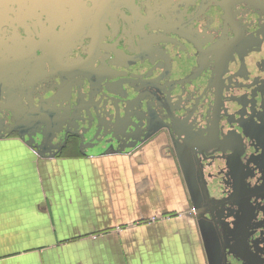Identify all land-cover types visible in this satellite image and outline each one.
Masks as SVG:
<instances>
[{"label": "flooded vegetation", "instance_id": "1", "mask_svg": "<svg viewBox=\"0 0 264 264\" xmlns=\"http://www.w3.org/2000/svg\"><path fill=\"white\" fill-rule=\"evenodd\" d=\"M262 44L264 0H0V136L34 133L24 121L40 119L37 115L46 103L65 117L53 132L54 150L64 152L78 141L77 150L87 152L97 140L85 141L86 129L72 119L82 125L89 116L91 124L96 119L88 115L91 101L99 105L98 96L106 95L108 104L99 107L110 108L112 85L126 80L152 97L159 115H166L165 126L142 144L163 137L186 187L195 193L204 189L202 173L211 178L215 165L223 189L212 196L230 198L238 173L228 167L222 152L208 156L213 148L207 144L204 149L186 134L210 127L211 138L217 136L221 145L217 149L226 146V138L236 137L224 135L237 129L234 104L244 101L234 89L240 87L237 80L256 76L236 64L247 59L242 53ZM101 79L104 84L98 85ZM144 134L142 130L138 136ZM245 147L243 163L247 158L251 169H263L262 176L253 179L260 185L264 152L259 154L251 143L245 142ZM251 169L246 170L250 175ZM197 201L201 207H193L190 215L212 236L214 249L217 241L222 264H242L229 254L239 237L241 208L230 200L199 196ZM251 206L256 216L250 222L258 224L264 202L253 199ZM251 231L257 234V229Z\"/></svg>", "mask_w": 264, "mask_h": 264}, {"label": "crops", "instance_id": "2", "mask_svg": "<svg viewBox=\"0 0 264 264\" xmlns=\"http://www.w3.org/2000/svg\"><path fill=\"white\" fill-rule=\"evenodd\" d=\"M53 141L54 133L51 137L48 134L47 140H36V144L27 134L0 136V264H192L193 254L198 264H215L212 236L197 227L195 216L198 245L195 243L193 254V242L191 245L186 240L185 229L176 231V235L173 230L146 233L128 226L121 228L131 219L145 216L147 205L156 206L147 203V199L155 197L169 211H193L191 206L199 195L186 187L182 171L169 154L182 198L177 189L160 191L163 182L157 176L159 170H152L157 187L161 185L153 190L159 194L146 197L144 190L131 183L136 176L142 178V169L131 170L134 157L162 141L151 140L125 151L77 150L73 155L50 151L55 146ZM251 173L245 181L246 188L263 187L264 182L253 183L255 175L262 176V167L251 169ZM184 176L186 179L185 172ZM204 177L210 195H216L211 190L210 177L205 173ZM211 179L221 181L213 174ZM133 206L136 210L131 209ZM259 212L264 217V209ZM241 219L237 227L239 240L243 214ZM260 221L258 218V224L249 228V245L254 254L264 259L257 238L258 232L264 230ZM251 229H257L255 236Z\"/></svg>", "mask_w": 264, "mask_h": 264}, {"label": "rangeland", "instance_id": "3", "mask_svg": "<svg viewBox=\"0 0 264 264\" xmlns=\"http://www.w3.org/2000/svg\"><path fill=\"white\" fill-rule=\"evenodd\" d=\"M242 54L246 55L247 59H239L236 66L245 65L247 69L255 71L256 76L252 79L241 78L237 80L240 82V84H238L240 87H236L234 89V93L239 94L240 98L243 97L244 101H241L240 99L239 101L237 100V104H234L236 111L233 118L235 119L234 123L237 127L236 130H233L235 134L231 132L232 130H230L224 135L229 136V134H233L240 139L243 144H245V142L248 144L251 143V146H255L258 153L262 154L264 152V44L258 48L254 47L253 49H248L246 54ZM239 56L240 53L238 57ZM166 79L167 77L165 76L161 77L162 86H164ZM101 82L102 79L97 82V84L100 85ZM150 83L153 85V81ZM102 84H104V82H102ZM113 86L115 89L114 93L111 95V98L113 99L110 104L111 109L107 106L99 107L100 104L105 105L108 104L107 102L109 101V98L107 99L106 95H99L97 98V100L100 98L99 105L96 104L94 100H92L90 104V99H86V101L90 104V108H92L88 115L96 118L91 124L87 123V120H90L89 116L86 117V122L82 124L84 126H82L79 122H76L74 120L75 118H71L73 123L75 122L77 125L82 127L83 130L86 129V131L84 130L85 132H83V139L85 141L90 139L97 140V143L89 146V150H93L94 152H101L107 148L119 151L132 150L138 145L144 143L147 138L151 136V132L156 133L160 127L162 128L165 126V124H163V118H166V115L164 113H162V115L158 114V109L154 107L151 96L147 93H139L138 88L131 85L126 80L121 83H116L112 85V87ZM127 87L132 89L128 88L129 90H127ZM136 95L138 97L134 98ZM139 101L141 104L137 105ZM37 116L40 119L31 116L24 121L27 128L29 127L33 129L32 131L34 133H31L33 136H30L29 134H27V136L29 139H34L35 144L39 143L36 142V140H40V138H45V140H47L48 134L51 137L53 132L58 130L61 122L65 119L59 109L52 108L51 106L49 107L46 103H43L40 108V113ZM109 117H113V122L109 119ZM139 118L144 120L141 121ZM154 119L157 120L155 121ZM158 119H160L161 122H159ZM107 121L112 124L107 123ZM42 124H44V127H42ZM142 130L145 134L143 136H138V133H141ZM206 130H204L205 132L199 131L197 135L187 133L186 136H188V140H195L194 143L196 144H208L212 139L210 135V127ZM247 130L249 132L252 130L254 134L248 133ZM35 131L38 134L35 133ZM216 138L218 140L217 136ZM184 140H186V138H184ZM160 141H162L161 145H152L151 148L134 157L135 160L132 161L131 170L139 168L142 169V174H140L142 178L134 176L136 180H131V183L137 184L139 189L144 190L146 197L159 194L162 190H166L167 193L168 190L174 192L177 189V195L182 198L178 175L175 173V166L173 165V162L171 163L172 160L169 159L170 157L168 156L167 150L164 149L165 140L162 137V140ZM77 142L69 143L67 149L64 151V155H73L78 153ZM53 149L54 148L51 146L50 151H53ZM217 165L220 166L221 164L217 163ZM210 169L211 172H215L213 175L218 180L219 177L216 176H218L219 173L217 172L215 165ZM152 170H159V174H157V176L162 179V188L161 185L157 187V183L153 180L154 175L152 174ZM191 173L193 172L191 171ZM209 180L212 184L211 190L214 193H220V189H222L221 181L218 183L215 179L210 178ZM170 186H172V188ZM154 187L159 189L161 188V190L158 193H155L153 190ZM167 199L170 200L168 194ZM173 199L174 198L171 200ZM147 203H155L156 206L147 205L145 216L139 217V219L133 218L129 224L121 225V228L124 229V227L128 226L129 229L143 230L142 232L146 233L149 231L153 232L154 230H173L176 235V231L185 229L186 240H189L191 245L193 242V254L195 252V243L198 245L197 237L194 234L195 219L193 216H191L187 210H183L181 212L178 211V209L173 208L172 211H169L168 206H166L165 203L160 202L156 197L150 200L147 199ZM131 209L136 210V206L131 207ZM165 209L166 212L164 211ZM186 218L188 219L187 222ZM259 220L262 221L264 227L263 215L259 216ZM233 226H235L234 223H232V227ZM193 236L196 238L192 240ZM257 238H259V248L264 251L263 229L258 232ZM210 245L213 246V241L210 242ZM213 256L216 257L218 263L220 258L217 241L215 253L212 257ZM193 258L194 260H192V264H198L194 254ZM233 262L234 261H232V264ZM235 264L241 263L235 261Z\"/></svg>", "mask_w": 264, "mask_h": 264}, {"label": "water", "instance_id": "4", "mask_svg": "<svg viewBox=\"0 0 264 264\" xmlns=\"http://www.w3.org/2000/svg\"><path fill=\"white\" fill-rule=\"evenodd\" d=\"M226 146H223V148L217 149V145H220L219 140H217L216 136L209 141L207 147H211L213 149L210 150V152L207 153L208 156H212L215 152L220 151L223 153L222 157L226 160L228 167L230 166L231 169L238 173L239 178L236 180V186L235 191L233 195L230 198L223 197V198H216L212 197L210 195L209 189L207 188L206 182H204V173H202L201 178L203 179V187L204 189H197V193L199 196H204L208 201L217 200L219 202L230 200L232 203L238 205L241 207L242 213L244 214L245 218L243 219L241 226L239 228L240 230V240L236 242L235 246L232 247L234 249L233 252L230 249V253L233 255V257L237 260H240L242 264H264V259H262L259 255L254 254L250 250V233L249 228L252 224L250 222L251 218L255 216L254 209L252 208L253 199H263L264 196H262L259 192L262 191L263 187H257L254 188H246L245 181L246 179L250 178L252 175H250L246 170L251 169L249 165V159L246 158V164L243 163V159H245L244 152L246 149L245 144L238 139L237 137H231L225 139ZM194 145V144H192ZM207 144H203V148L205 149ZM200 148V147H199ZM237 162V163H236ZM240 169H239V168ZM253 170V169H252ZM236 174V173H235ZM194 207L199 208L201 207L200 203L197 201V199L194 200ZM193 207V206H191ZM219 264H221V259H219Z\"/></svg>", "mask_w": 264, "mask_h": 264}]
</instances>
